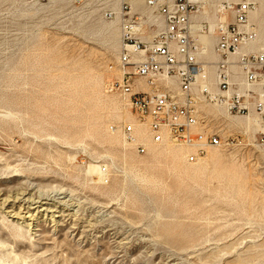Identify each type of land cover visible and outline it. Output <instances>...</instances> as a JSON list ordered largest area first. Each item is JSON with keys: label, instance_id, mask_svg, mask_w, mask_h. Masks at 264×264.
I'll use <instances>...</instances> for the list:
<instances>
[{"label": "rangeland", "instance_id": "374dc122", "mask_svg": "<svg viewBox=\"0 0 264 264\" xmlns=\"http://www.w3.org/2000/svg\"><path fill=\"white\" fill-rule=\"evenodd\" d=\"M145 1L136 7L145 11ZM70 2L79 15L58 20L49 0H0V194L32 189L76 214L34 237L0 209V264H264V146L252 141L264 127L211 107L241 136L237 146L197 164L172 143L143 142L139 154L120 127L142 126L106 90L119 24Z\"/></svg>", "mask_w": 264, "mask_h": 264}, {"label": "built area", "instance_id": "2783aa9c", "mask_svg": "<svg viewBox=\"0 0 264 264\" xmlns=\"http://www.w3.org/2000/svg\"><path fill=\"white\" fill-rule=\"evenodd\" d=\"M70 1L94 18L120 20L121 50L110 69L122 76L106 90L127 102L154 144L188 147L186 160L196 164L209 148L240 143L211 107L264 123L262 17L252 16L259 0H146L145 11L134 10V0ZM209 39L215 59L208 54ZM121 129L139 154L147 153L133 124ZM255 129L263 136L252 141L264 146V132Z\"/></svg>", "mask_w": 264, "mask_h": 264}, {"label": "bare ground", "instance_id": "6f19581e", "mask_svg": "<svg viewBox=\"0 0 264 264\" xmlns=\"http://www.w3.org/2000/svg\"><path fill=\"white\" fill-rule=\"evenodd\" d=\"M215 1H223V0H215ZM228 1H238V0H228ZM259 2H260V6H259L257 12L259 11L260 7L264 4V0H259ZM49 5H48L49 9H53L55 6H59L58 11L56 10L58 12L57 13V17H58L57 19L58 20H62L64 17H67V16L79 15L78 10H75L73 8H71V9L68 8V6L71 5L70 0H49ZM136 6H137L136 5V0H134L133 1V9L134 10H137L139 8V7H136ZM257 12L253 13V15H252L253 18L260 16V15L256 16ZM261 17L263 18L262 15H261ZM96 19H98V18H96ZM114 22H117L119 24V29H120V32H121L120 20L117 19ZM111 23H113V22H111ZM262 24H264V20L261 21V23H260L261 28H262ZM262 40L264 41L263 32H262ZM206 43L209 46L208 47L209 48L208 54H209L210 58L215 59V55L213 54V51H212L214 42L209 39V40L206 41ZM113 73H114L113 75H114V77L116 79H118V80L121 79L122 74L120 72L115 70V71H113ZM172 84L175 87V82L174 81L172 82ZM125 104L128 106L127 102ZM214 108H217V107H214ZM217 109L218 110H222L227 115L225 109H223V108H217ZM129 111H130V109H129ZM107 113H108V115L112 114V112L109 111V110L107 111ZM130 113H131V111H130ZM113 115L118 120L122 119V117H123V114H120L118 112L113 113ZM131 115L133 116L132 113H131ZM227 116H229V115H227ZM249 117H251V116H249ZM258 121L264 127V123H262L259 118H257V122ZM138 124L140 126H142V129H138V127L135 128V135L137 137L138 142L141 143V144L146 143V145L150 146L153 142H152L150 133L148 131V127L145 124H140V123H138ZM124 125H129V124H123L122 126H124ZM121 127H120V131H121V134L123 136L124 141L128 145L134 147L131 143L127 142L125 136L122 133ZM143 131H146L147 134L145 132H143ZM100 140L103 143L108 144L110 147H116L119 144V139L116 136H113V137L104 136ZM164 143H170V142L168 140H166ZM171 145H173V144H171ZM173 146H176V145H173ZM176 147L186 148V149L189 150V153L192 151L188 147H184V146H176ZM211 149H214V148H209L207 150L206 156H207L208 152ZM206 156L203 159H201L199 162L203 161L206 158ZM172 174L174 175L173 180H176L172 184V186L174 185V186L178 187L179 186V181H177V180H180L181 174L179 172H177V171L172 172ZM142 177H143L142 179H144L145 181H149L150 180V181H153V182H155V183H157L159 185H162L163 187H165L167 189L171 188L170 184H168L164 180H157L155 178L151 179L148 176H142ZM31 191H32V189H31ZM31 191H30V189H24V190H22L20 192L17 191L16 193L12 192V194L4 196V197H2V195L0 194V209L3 210V212H5V214L8 215L9 217L17 220L16 222L19 221V223H17V225H16L19 230L25 229V230L28 231V233L31 236L38 237L39 236L38 233L40 232L39 228L44 223L53 224V227L57 230V229H61L62 227L65 226L64 223L66 222V220L64 221V219L66 217L70 218V220L72 219V221H73V218L75 217L76 214L68 213V210L65 209V205H67V202H64L62 200V198H58V199L44 198L42 195H40L41 194L40 192H39V195H36L34 193L32 194ZM76 219H74V220H76ZM16 257H18V255Z\"/></svg>", "mask_w": 264, "mask_h": 264}]
</instances>
